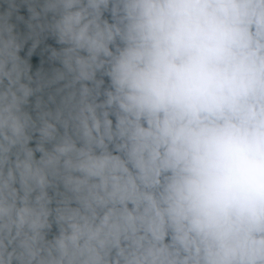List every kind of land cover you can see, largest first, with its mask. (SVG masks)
Listing matches in <instances>:
<instances>
[{"label":"clouds","instance_id":"clouds-1","mask_svg":"<svg viewBox=\"0 0 264 264\" xmlns=\"http://www.w3.org/2000/svg\"><path fill=\"white\" fill-rule=\"evenodd\" d=\"M0 264H264V0H0Z\"/></svg>","mask_w":264,"mask_h":264}]
</instances>
